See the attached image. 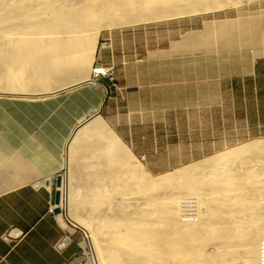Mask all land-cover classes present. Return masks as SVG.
<instances>
[{"label":"crops","instance_id":"1","mask_svg":"<svg viewBox=\"0 0 264 264\" xmlns=\"http://www.w3.org/2000/svg\"><path fill=\"white\" fill-rule=\"evenodd\" d=\"M156 29L108 30L99 35L85 69L84 63L82 70L68 68L60 84L33 88L48 92L0 95V264H72L82 240L66 230L62 213L68 218L73 177L132 176L133 168L160 163L152 152H163L172 145L166 141L183 130L180 110L200 107L182 104L190 101L182 99V84L186 90L196 86L197 44L182 43L174 25ZM249 37L264 44L259 32ZM203 47L204 54L212 52L211 45ZM97 66L114 70V95L104 79L89 81ZM231 74V85L243 96L245 86H252L253 102L264 92V56L238 61ZM204 85L210 95L211 75ZM56 176L62 178L58 215L50 211ZM104 183L110 186L111 180Z\"/></svg>","mask_w":264,"mask_h":264},{"label":"bare ground","instance_id":"2","mask_svg":"<svg viewBox=\"0 0 264 264\" xmlns=\"http://www.w3.org/2000/svg\"><path fill=\"white\" fill-rule=\"evenodd\" d=\"M22 1L0 3V37L8 39L11 33L6 42L0 38V86L5 81L14 85L0 87V95L48 92L31 89L29 82L60 84L68 68L82 70L84 63L85 69L92 59L98 32L104 27L150 22L254 0H81L76 10L57 6L54 2L59 0H40L46 4L38 13L42 15L38 22L28 20L37 14L25 11ZM61 11L68 15L64 24ZM85 22L90 28L83 31ZM66 33L74 35L56 36ZM200 161L159 178L140 176L133 168V176H105L111 180L110 186L102 185L101 176L102 181L97 178L84 194H78L80 198L73 200L68 195V203L86 205L95 214L117 195L130 199V212L119 209L113 216L104 213L81 218L68 209V218L87 235V264H237L242 257L245 264H263L264 140L240 144ZM253 161L256 167L250 171L246 166L253 167ZM67 178L70 182L71 176ZM188 208L194 212H187ZM259 239L263 240L257 260ZM216 242L217 247L211 248Z\"/></svg>","mask_w":264,"mask_h":264},{"label":"rangeland","instance_id":"3","mask_svg":"<svg viewBox=\"0 0 264 264\" xmlns=\"http://www.w3.org/2000/svg\"><path fill=\"white\" fill-rule=\"evenodd\" d=\"M39 1L40 0H25L20 3L22 6L26 7L27 10L25 11H33L31 13L37 14L34 15L32 19H28L30 22H38V19L42 17V15L38 13L41 12L42 7L46 3L41 4ZM0 3H2V0H0ZM54 3L59 7L76 10L80 7L81 0H59V2ZM60 14L61 21L64 24V20L68 15L66 11H61ZM56 16L57 15L53 17ZM172 25L175 26V35L180 34L182 43L197 44L198 46L197 52L192 53L197 58L195 64L196 86H192L190 89L186 90L182 84V99L184 96H189L190 99L189 102L188 100H182V104L189 103L200 107H191L190 109L182 108L180 110L182 120L181 128L183 130L178 134H174L172 138L166 141L172 145L169 147L166 146L167 148H165L163 152L161 149L158 150V154L152 152V155L155 156L154 160L158 159L160 163L150 166L142 164L141 169L136 168L140 176L159 178L160 175L166 176L171 173L181 172L188 169L191 165L202 163L200 160L204 158L230 151L240 144H247L256 139L264 140V92L258 94L256 97L257 101L253 102L254 99L252 98H254V95L252 86H245L246 89L243 96L242 93L238 91L237 85H231L232 78H230L232 75L231 73L236 71L238 61L249 63L252 55L264 56V44L252 42L254 40H252V37H249L254 31L261 33L264 37V0H254L249 3L237 5H222L221 7L202 12L185 15L179 14L177 16L156 19L150 22H132L131 25H112L100 29L97 38H99L101 33L112 29H144L146 31L148 30L150 33H154V31L157 30L156 28L167 29L168 26ZM82 28L83 31L89 30L90 26L88 22L83 23ZM72 35H74V33H66L64 35L57 34L56 36L71 37ZM225 36H228L227 38L230 37L233 43L231 44ZM0 38H3L4 42L9 39L4 37ZM14 39L21 41V39L17 37H14ZM205 44H207V46H212V52L203 53V46ZM206 75L207 77L211 75V85L209 86L211 90L210 95L209 90L206 89L204 85V77ZM224 76H229V78ZM24 77H27V74H24ZM219 80L220 85H218ZM19 82L23 83L24 81ZM5 83L4 86L0 87L11 88L14 86L11 85L12 82L8 83L5 81ZM0 85H2L1 82ZM29 85L31 89L35 87H37L36 89H45V87L41 86L39 83L37 84L36 81L29 82ZM257 88L261 90L259 86ZM209 104H213L212 109L205 108V106ZM253 104H257V110L254 108ZM204 112H207L206 115H203ZM252 114L256 115L252 116ZM198 115L202 117L200 119L195 117ZM184 120H188L189 124L183 125ZM199 128H207V131H199ZM195 161L199 162L192 164ZM253 164V167L248 165L246 167L252 171L256 167L254 161ZM148 167L152 168L154 171H150ZM238 173L241 174V171L238 170ZM73 178L76 179L73 180L71 184L73 190H70L73 195V200L80 198L78 194L81 192L84 194L87 190V188L86 190L77 189L78 185H82L84 181L93 180L94 183H96L97 180L102 181L101 176H74ZM77 178L81 180H78V182ZM104 180H106L105 176L103 177L102 185H107L104 183ZM119 198V195H117V198H114L110 205L101 206L98 212H96L97 214L91 212L90 207L86 205H74L72 202L68 203V209H70L72 215L81 218L99 215L103 216L104 213L108 216H113L118 214L119 209L124 210L125 213H129L130 199L128 197L126 200ZM113 208H115L116 211H113ZM62 216L63 223L67 226L65 227L66 230L77 234L82 240L78 244L76 260H74L72 264H87L89 259L87 252H89V248L86 244L88 238L85 231L67 219L65 212L62 213ZM261 240L263 239H259L258 241L257 260L259 243ZM216 245H218L217 242L211 248L217 247ZM218 247L219 249H223L222 246ZM237 264H245V257H242Z\"/></svg>","mask_w":264,"mask_h":264},{"label":"water","instance_id":"4","mask_svg":"<svg viewBox=\"0 0 264 264\" xmlns=\"http://www.w3.org/2000/svg\"><path fill=\"white\" fill-rule=\"evenodd\" d=\"M102 83L108 87V89L110 91V95L111 96L114 95V86H113L112 82L108 79H104ZM55 185L57 187V190H55V192H54V206H53L51 212L55 215H58L61 213V209H60V203H61L60 188L62 186L61 176H56Z\"/></svg>","mask_w":264,"mask_h":264},{"label":"built area","instance_id":"5","mask_svg":"<svg viewBox=\"0 0 264 264\" xmlns=\"http://www.w3.org/2000/svg\"><path fill=\"white\" fill-rule=\"evenodd\" d=\"M92 78L94 81H98L100 79H108L110 81H112L114 79V73H113V69L112 68H104L103 66H97V71H93L92 72ZM187 209V208H186ZM52 209H50L51 211ZM187 212H194L193 208H188ZM186 212V211H185ZM65 244V242H61L58 246L59 247H63ZM262 247H264V244H262ZM262 256H260V260L261 262L264 264V249L261 250L260 253Z\"/></svg>","mask_w":264,"mask_h":264}]
</instances>
